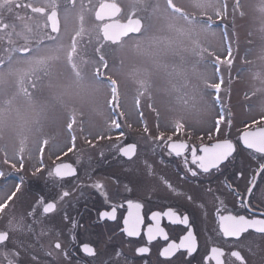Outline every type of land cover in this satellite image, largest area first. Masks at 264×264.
Returning <instances> with one entry per match:
<instances>
[{
  "label": "flooded vegetation",
  "instance_id": "af4514ba",
  "mask_svg": "<svg viewBox=\"0 0 264 264\" xmlns=\"http://www.w3.org/2000/svg\"><path fill=\"white\" fill-rule=\"evenodd\" d=\"M203 4L205 8H201ZM246 11L243 0H0V71H37L38 67L39 71L43 70L41 65L44 64V59L49 61L52 59L39 55L33 57L41 47L56 42L65 17L70 21L76 20L69 42L72 55L83 53L84 61L89 66L97 63L92 71H114L122 64L123 45L133 43L131 47H139L145 41L148 42L146 33L148 37L152 36L151 25L158 21L156 18L162 19L166 12L207 26L229 29L231 40L234 42L235 28L249 26L250 17L246 16ZM79 24H82L81 28ZM136 39L138 41L134 42ZM113 53L119 63L118 67L112 69L110 55ZM27 57L28 61L25 60ZM99 75L104 81H111L110 85L116 86V83H112L113 77H105L100 73ZM228 82L227 79V84ZM143 119H147L149 123L147 131L143 133V141L127 138L128 133L124 129L126 137L122 140L121 146L135 143L138 146L137 153L132 159L119 155L120 164L117 166L106 164L105 160L101 163L103 158L98 161L101 165L95 168H91L92 164L89 161L83 165H75L70 160L43 158L42 172L37 169L40 166L38 165L37 168L30 170L33 171L30 175L29 172L23 173L21 169H3L0 163V170L7 174L5 175L7 178L0 177V184L3 181L8 182L11 174H15L19 176L22 188L17 194L15 208H10L5 213L8 227L12 228L22 222L23 213L38 195L50 198L58 192V187H53V178L48 177L47 172L54 164L66 162L79 169V179L69 178L66 185L73 192L70 202L59 204L58 208L63 211L51 214V219L45 220L42 225H36L33 234L23 238L29 251L37 256L41 264H79L82 260H86L87 264H99L100 261H107L112 252L110 247L112 244L118 245L123 252L120 264H165L164 259L159 257V250L165 245L163 240L158 239L149 245L143 233L140 237L132 238L122 234L123 218L127 214V199L142 203L144 205L142 211L146 217L153 211L166 210L168 207H172L180 215L189 216L191 226L198 237L199 248L191 257L187 254H178L173 264H181L182 261L203 264L206 248L212 246L222 248L225 253L224 264H240L230 255L232 251H239L247 264H264V237L256 233H253L252 237H246V240H254L251 246L246 240L222 238L217 235L215 219L216 207L238 214H249L236 202L235 197L229 194L230 189L243 191L250 177L248 168L250 152L243 149L238 136L243 130L248 131L245 129L246 126L253 130L264 128V121H256L253 125L236 126L235 129L232 128L233 122L230 119L231 127L226 124L221 134L208 135L197 132V129L188 126V123L174 126L173 130L160 125L156 127V124L162 122L163 117L160 115L143 116ZM116 120L117 123L127 124L130 117L121 113L116 116ZM176 129L183 131L175 134ZM158 135H163L164 141L172 137L174 141L187 143L189 159L192 147L198 150L203 145L216 143L226 135L237 144L238 150L212 175L193 178L185 174L183 157L170 155L164 144L156 141ZM44 154L46 157L47 153ZM101 155L102 153H99V156ZM5 160L3 165L10 167L7 159ZM145 161L150 162L152 168L146 169ZM114 167L117 170L113 173ZM237 172H243L241 179H237L235 175ZM165 179L172 185L171 188L163 182ZM93 181L105 185L110 197L108 204H105L103 197L90 186ZM237 184L239 188H236ZM209 187L212 188V195L206 192ZM11 193L9 191L0 196V202ZM189 196L192 197L191 200ZM112 204H124L123 208H118L117 219L99 221L98 211L110 209ZM251 204L252 207L264 211V178H260ZM64 211L82 225L74 230L78 241L90 242L100 250L101 255L96 260L77 252L69 242V229L61 220ZM5 221H0V230L5 227ZM163 223L170 239L178 240L180 235L185 234L183 225H171L167 220ZM57 230L64 233L59 239L64 248L71 252L69 259H65L62 253L54 248L58 239ZM141 246L150 247V253L137 255L136 249ZM48 252L52 255H47ZM0 264H7L3 257H0ZM23 264H30L28 255L23 256Z\"/></svg>",
  "mask_w": 264,
  "mask_h": 264
},
{
  "label": "rangeland",
  "instance_id": "374dc122",
  "mask_svg": "<svg viewBox=\"0 0 264 264\" xmlns=\"http://www.w3.org/2000/svg\"><path fill=\"white\" fill-rule=\"evenodd\" d=\"M243 2L250 23L235 28L234 42L229 29L166 12L151 25L150 40L146 33L148 42L123 45L121 66L114 53L110 55V67H118L114 71H92L97 63L89 66L83 53L72 55L69 42L76 20L65 17L56 42L41 47L33 57L52 59H44L43 70L0 71L1 167L31 175L41 158L44 163L43 158L59 156L58 161L75 165L89 161L91 168L104 160L117 166V147L126 137L120 131L143 141L149 127L143 116H162L156 127L173 130L188 123L208 135L225 129L226 123L220 132L214 127L221 111L231 117L232 128L264 121V0ZM99 73L113 77L116 87ZM121 113L130 117L129 123H117ZM73 140L75 149L67 152ZM5 159L10 167L3 165ZM0 174L7 178L5 172ZM9 178L1 182L0 196L16 190L19 176Z\"/></svg>",
  "mask_w": 264,
  "mask_h": 264
},
{
  "label": "snow or ice",
  "instance_id": "6c2138e0",
  "mask_svg": "<svg viewBox=\"0 0 264 264\" xmlns=\"http://www.w3.org/2000/svg\"><path fill=\"white\" fill-rule=\"evenodd\" d=\"M222 83L223 81L221 80L220 84L222 85ZM215 99L219 100L218 88L215 90ZM222 123H226L231 127V120L227 119L221 111L219 118L214 124L217 132H220ZM116 129L121 128L117 125ZM245 129H248V131L243 130L238 136V141L243 149L250 152L248 163L250 177L243 191L237 192L235 189H230L229 194L233 195L236 202L245 208L249 214H238L221 207H216L215 217L217 235L225 239L235 238L238 241L246 240V237H252L253 233L264 237V211L252 207L251 204L259 180L260 178H264V129L253 130L248 126ZM182 131L183 129H176L175 134H179ZM120 136H125L122 130L120 131ZM156 141L163 143L170 155L174 154L177 158L183 157L185 174L193 178L200 175H212L215 170L220 169L226 161H229L238 150L237 144L227 138L226 135L225 138L218 139L216 143L203 145L198 150L192 147L190 149L191 158L189 159L187 155L189 145L187 143L174 141L172 137L164 141L163 135H158ZM137 147L135 143H129L124 146H118L117 151L119 155L132 159L137 153ZM74 149L75 144L73 140L72 146L67 152H71ZM67 152L63 154L67 155ZM57 159L61 160V157L59 156ZM145 167L146 169L152 168V165L150 162L145 161ZM21 168H23L22 165ZM43 169L44 165L41 158L38 170L41 173ZM47 175L53 178V187H58V192L50 198L38 195L28 210L23 213L22 222L17 223L14 227H8V221H5V213L10 208H15V200L18 199L17 194L22 190L21 183H17L16 190L0 202V221H5V227L0 230V257H3L7 264H23L24 255L30 257V264H41L37 256L29 251V247L24 243L23 238L31 236L36 225H42L45 220L51 219V214L63 211L58 208V205L70 202L73 192L66 185L69 182V178L79 179V169L71 163L61 162L60 164H54L48 170ZM235 175L237 179H241L243 172H237ZM89 179L91 180L90 175ZM163 182L169 188L172 187L166 179ZM90 186L103 197L105 204L109 203L110 197L103 183L93 181ZM236 188H239V184L236 185ZM206 192L212 195V188L209 187ZM189 199L191 200L192 197L189 196ZM126 206L127 214L123 218L122 234L132 238L140 237L143 233L149 245L158 239L163 240L165 245L159 250V257L164 259L165 264H173L178 254H187L188 257H191L193 253L198 251V237L191 226L190 218L187 214L180 215L172 207H168L166 210L153 211L146 217L142 211L144 208L142 203L127 199ZM123 207L124 204H112L110 209L98 211V220L101 222L116 220L118 208ZM61 220L65 227L69 229V242L75 247L76 251L83 253L85 257H91L93 260H96L101 255L100 250L90 242H79L74 231L82 225L74 217L68 215L66 211H64ZM165 220L171 225H183L185 227V234L180 235L178 240L170 239L169 233L163 223ZM42 234H44L43 229ZM63 234L62 231L57 230L58 239L54 244V248L61 252L65 259H69L71 252L64 248L59 239ZM246 242L249 246L254 244V240L252 239H247ZM110 247L112 248V252L109 254L107 261H100L99 264H120L123 252L116 244H112ZM105 250H107V246ZM150 251V247L147 246H141L136 249L137 255H145L150 253ZM47 255H52V253L48 252ZM224 255V251L219 246L206 248L203 264H213V262L214 264H224ZM230 255L235 257L240 264H247V261L239 251H232ZM79 264H87V261L82 260ZM181 264H191V262L182 261Z\"/></svg>",
  "mask_w": 264,
  "mask_h": 264
},
{
  "label": "water",
  "instance_id": "95a60500",
  "mask_svg": "<svg viewBox=\"0 0 264 264\" xmlns=\"http://www.w3.org/2000/svg\"><path fill=\"white\" fill-rule=\"evenodd\" d=\"M259 129H264V128H259ZM254 130H256V129H254ZM62 170V169H61Z\"/></svg>",
  "mask_w": 264,
  "mask_h": 264
}]
</instances>
